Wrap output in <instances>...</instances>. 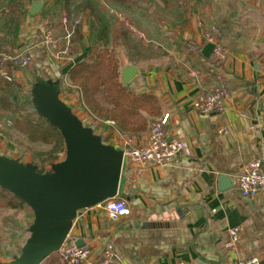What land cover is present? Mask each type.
Instances as JSON below:
<instances>
[{"label": "crops", "instance_id": "obj_1", "mask_svg": "<svg viewBox=\"0 0 264 264\" xmlns=\"http://www.w3.org/2000/svg\"><path fill=\"white\" fill-rule=\"evenodd\" d=\"M95 1L105 16L103 47L113 46L112 31L124 16L120 12L145 28L132 26L144 36V46L118 45L119 52L128 49L125 59L117 51L121 70L127 65L138 67L128 87L158 99L157 120L169 114L168 139L183 140L186 148L167 166L124 162L119 196L128 201L129 216L111 219L98 206L79 212L69 239L91 248V257L83 264H97L110 243L127 264H238L253 256L264 264V189L245 197L238 185L252 160L259 158L264 166V0H188L185 6L128 0L130 12L129 3ZM31 4L17 34L4 48L26 50L34 57L28 68L12 70L13 79L24 90L34 78L67 81L69 69L85 55L79 51L81 57L72 56L73 47L77 48L72 37L69 54L54 57L46 45V32L52 33L59 47L65 34L43 12L32 15ZM89 12L80 17L81 27L87 28L82 31L87 50L95 42ZM214 27L220 29L217 43L229 53L219 66L211 63L214 44L205 37ZM150 30L154 37L149 36ZM189 42L196 44L192 52L186 48ZM191 70H199L200 79L192 77ZM215 86L229 92L226 110L199 113L193 101L201 91ZM113 132L108 145L120 147L115 142L124 135ZM149 134L148 130L133 140L146 143ZM2 149L0 142V154ZM221 176L229 177V183H221ZM231 228L239 231L235 249L225 247ZM42 264L65 263L54 255Z\"/></svg>", "mask_w": 264, "mask_h": 264}, {"label": "water", "instance_id": "obj_2", "mask_svg": "<svg viewBox=\"0 0 264 264\" xmlns=\"http://www.w3.org/2000/svg\"><path fill=\"white\" fill-rule=\"evenodd\" d=\"M43 7V1L34 0L30 13L36 15ZM138 72L135 65L124 66L122 81L127 84ZM35 105L39 115L62 134L66 157L45 170L32 162L0 154V186L20 197L35 215L25 251L10 264H41L57 253L69 238L73 221L81 210L119 195L124 167L123 149L106 144L85 127L62 102L56 88L38 89ZM219 181L230 180L221 176ZM76 245L85 244L77 241Z\"/></svg>", "mask_w": 264, "mask_h": 264}, {"label": "trees", "instance_id": "obj_3", "mask_svg": "<svg viewBox=\"0 0 264 264\" xmlns=\"http://www.w3.org/2000/svg\"><path fill=\"white\" fill-rule=\"evenodd\" d=\"M34 0H0V49L4 50L8 46L10 39L17 34L19 25L23 16L28 12V5ZM42 1V0H41ZM45 5L43 12L45 19L49 20L51 25H59L58 28L62 33L66 34L67 26L62 23L61 16L64 15L71 19H78L86 14L89 10L91 17L93 35L95 38L94 44L87 50L85 55L81 57L68 71L67 81H70L78 93L82 106L88 114H92L96 118H103L105 121H113L112 128L123 135L135 137L143 135L150 129L147 127L148 115L159 117L161 114V106L157 98L148 92L136 93L131 90L121 78V63L117 58L116 50L119 44L124 45H139L143 43V37H139L132 26L137 24L133 19H130L125 12H120L124 15L120 25L112 31V48H105L99 44L105 36V16L102 13L98 3L95 0H43ZM107 1V0H106ZM127 5V11L130 12V2L128 0H115ZM164 4L170 2L177 3L180 6H185L188 0H161ZM125 13V14H124ZM120 18L119 16L117 17ZM121 19V18H120ZM120 21V20H119ZM142 25L139 22V26ZM78 28L80 26H77ZM77 28L76 36L79 40H83V34ZM75 35V34H74ZM9 36V38H7ZM144 46V45H143ZM196 44H186L187 51ZM118 53V52H117ZM215 66H219L217 58L211 59ZM5 69L12 74V70L19 68H28L6 63ZM13 76V74H12ZM14 78V77H13ZM62 81L66 79H60ZM63 84V83H61ZM16 85L18 89L24 90L14 79L6 80L0 76V109L3 112L12 113L9 116V121L13 120L14 126L25 133L32 142H43L52 144L53 149L49 152V159L44 161V164L32 162L39 168L48 170L45 167L48 164L52 167L53 164L60 161L59 151H65V141L60 131L51 125L48 120L39 115V119H33L30 115L21 117L23 110L17 109L10 111L11 94L10 88ZM70 85V86H72ZM22 112V115H20ZM5 114V113H4ZM7 116V115H6ZM18 116V117H17ZM23 121V125L19 128L18 125ZM48 123L47 127L44 123ZM58 151V152H57ZM0 207H8L14 210H22L31 207L25 203L20 197L0 186ZM32 210V209H31ZM58 255L54 253L51 256ZM50 257V256H49ZM48 257V258H49ZM42 264V263H41Z\"/></svg>", "mask_w": 264, "mask_h": 264}, {"label": "built area", "instance_id": "obj_4", "mask_svg": "<svg viewBox=\"0 0 264 264\" xmlns=\"http://www.w3.org/2000/svg\"><path fill=\"white\" fill-rule=\"evenodd\" d=\"M62 22L67 26L63 47H59L58 42L49 30L46 32V45L52 55L58 59L69 54L71 38L74 34V26L69 27L70 20L68 17L65 16ZM79 23H81V20H76L77 26ZM219 35L220 29L217 27L205 33L206 39L214 44L213 56L221 62L227 58L229 53L217 43ZM195 49V47L190 48L192 51ZM33 62L34 57L29 51H4L0 49V76L9 81L13 79L12 74L4 67L6 63L27 67L32 65ZM213 71H217L214 66ZM190 74L196 80L200 79L202 75L199 70H191ZM262 75L264 76V69ZM228 98L229 92L224 86H215L201 91L193 101V108L202 114H221L226 110ZM168 119L169 114H165L160 120H154L150 123V134L146 143L137 144L133 138L123 137L120 147L124 151V162L130 161L141 167L167 166L172 164L185 150L186 144L183 140L168 139L166 130ZM109 123L114 124L113 121H109ZM0 128H3L2 124H0ZM238 185L242 195L245 197L255 196L264 189V166L261 159L257 158L250 162L247 171L239 176ZM97 206L111 219L130 215L128 201L119 195L107 199ZM229 234L230 236L226 241L225 247L227 249H235L239 242L238 228L229 229ZM57 253L65 264H83L89 261L92 252L91 248L86 246L79 247L75 241L68 238ZM101 257V260L97 264H127L116 256L114 246L111 243L105 247ZM238 264H261V262L257 256H253L240 260Z\"/></svg>", "mask_w": 264, "mask_h": 264}, {"label": "rangeland", "instance_id": "obj_5", "mask_svg": "<svg viewBox=\"0 0 264 264\" xmlns=\"http://www.w3.org/2000/svg\"><path fill=\"white\" fill-rule=\"evenodd\" d=\"M134 12L137 14L139 11ZM155 13L157 14L158 12L156 11ZM162 16L167 17L164 12L162 13ZM61 17V20H63L65 16L62 15ZM76 20H81V18L79 17L78 19H71L69 24V27L74 26L75 35L73 34L74 39L72 38V41L73 46L77 47L76 50L73 47V51L71 54L73 57L79 58L81 57V55H79V51H81L82 53L87 52V43L84 41V38L81 41L79 40V37L76 36L78 28L76 25ZM78 26H80L78 29L80 30L81 28V32L87 29L86 26L81 27L80 23L78 24ZM136 28L140 29V31H144L145 29L144 27L142 28L137 24ZM148 34L149 36L151 35L154 37L155 32L150 30V33ZM7 38H9V36ZM105 39L107 40V38H103L100 43L102 47L106 43ZM117 51L119 52V50H116V54L118 55ZM126 51H128V49H123L122 52H119L121 53L119 55L124 59L127 58ZM119 55L117 56V58H119ZM129 83H131V81L128 82V85H130ZM70 85H72L70 81H62L60 79L45 81L42 78H34L31 83L28 82L26 84L27 89L23 91L18 89L16 85H13L12 88H10V111L12 112L15 109L19 111L23 110V115L22 112H20V115H22L21 117H27L28 115H30L33 119H39V115L35 110L36 91L44 86L54 87L59 91L62 102L69 107L73 114L80 118L85 127L89 128L95 134L99 135L106 144H109V142L112 143L111 139L114 138L112 126L114 124L109 123L110 120L105 121L103 118H96L92 114H88L84 106H82L81 104L78 93H76L74 90H69V88L75 89V85ZM11 114L12 113L9 112H3V110L0 109V124L3 125V128H0V142L3 146L1 154L9 159H18L23 162L34 161L41 165L44 164V161H46L47 159L50 160V157L48 155L49 152L53 149L52 144L49 145L43 142L30 141L25 133L20 131L17 127H13V120L9 121V116H12ZM159 117L148 115L147 127L150 129V123L154 120H157ZM44 124L47 127L48 123L45 122ZM22 125L23 121H21L18 127L20 128ZM141 136L142 135L131 138L136 139ZM124 137L130 136L124 135ZM120 139L117 137L115 145H121ZM58 155L60 161L64 160V158L66 157V150L59 151ZM44 166L47 167L48 164H45ZM48 168L51 169V167ZM34 218L35 215L33 210L27 207L22 210L0 207V264H10L16 257L20 256L25 251L27 240L30 237L29 228L34 221Z\"/></svg>", "mask_w": 264, "mask_h": 264}]
</instances>
